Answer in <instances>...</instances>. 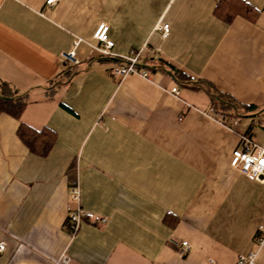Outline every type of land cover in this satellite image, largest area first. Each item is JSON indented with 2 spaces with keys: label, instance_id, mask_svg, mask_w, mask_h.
Instances as JSON below:
<instances>
[{
  "label": "crops",
  "instance_id": "crops-1",
  "mask_svg": "<svg viewBox=\"0 0 264 264\" xmlns=\"http://www.w3.org/2000/svg\"><path fill=\"white\" fill-rule=\"evenodd\" d=\"M46 1L0 0V87L27 101L19 119L0 113L1 264H237L254 251L264 182L230 161L244 136L264 150V0H242L254 18L231 21L220 0ZM101 24L114 57L93 48ZM132 53L149 78L112 75ZM210 86L256 111L221 115ZM21 124L55 134L48 155ZM79 208L106 223L72 234Z\"/></svg>",
  "mask_w": 264,
  "mask_h": 264
},
{
  "label": "built area",
  "instance_id": "built-area-1",
  "mask_svg": "<svg viewBox=\"0 0 264 264\" xmlns=\"http://www.w3.org/2000/svg\"><path fill=\"white\" fill-rule=\"evenodd\" d=\"M59 0H47V8H51L58 3ZM163 32V36L166 37L169 32V25L164 24L160 27ZM95 44L93 48L99 52L102 57H114L113 48L115 43L109 37V26L101 24L98 26L94 33ZM123 60L124 64L116 66L112 69V75L115 77H125L130 74L140 75L143 78H149L150 73L147 70H141L138 66V55L132 53L129 56L119 57ZM62 59L66 64L77 65L78 60L75 57L73 51L64 52ZM174 94H179L178 88H173ZM242 149L234 150L230 161V166L240 173L245 175L248 179L254 181L264 182V150L256 152L258 145L250 139L248 136H244ZM70 193L74 200L79 201L80 190L78 183L74 182L71 186ZM84 221H88L94 224H105L106 218L95 215L91 212L78 209L73 212L68 219V228L72 234H75L81 227ZM183 254L189 252L190 245L188 242H183ZM264 248V226H260L256 237V249L247 255H239L237 258V264H258L257 259L260 251ZM6 250V244L0 242V256ZM1 264V262H0ZM51 264H70V258L66 255H62L60 258L53 259Z\"/></svg>",
  "mask_w": 264,
  "mask_h": 264
},
{
  "label": "trees",
  "instance_id": "trees-1",
  "mask_svg": "<svg viewBox=\"0 0 264 264\" xmlns=\"http://www.w3.org/2000/svg\"><path fill=\"white\" fill-rule=\"evenodd\" d=\"M216 14L226 21H231L237 14H242L251 19L254 18L252 15L255 16L252 8L242 0H220ZM172 73L180 82H186L188 79H184L177 72L173 71ZM0 89V113H6L19 119L27 103L25 95L16 93L5 83L1 84ZM207 92L211 95L213 106L219 108L223 116H228L231 112L236 113L235 115L238 116L241 109L245 110V112L256 111L257 109L254 106H242L231 98H224L223 95L217 94L212 86L207 88ZM230 115L233 114L231 113ZM17 132L28 149L40 156L48 155L56 138L55 134L47 128L35 130L24 124L20 125Z\"/></svg>",
  "mask_w": 264,
  "mask_h": 264
}]
</instances>
